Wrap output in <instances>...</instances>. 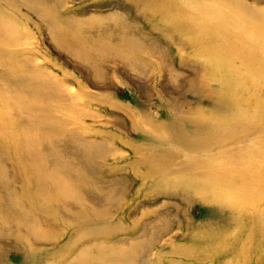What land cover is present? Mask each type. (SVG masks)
<instances>
[{
  "label": "rangeland",
  "instance_id": "374dc122",
  "mask_svg": "<svg viewBox=\"0 0 264 264\" xmlns=\"http://www.w3.org/2000/svg\"><path fill=\"white\" fill-rule=\"evenodd\" d=\"M0 264H264V0H0Z\"/></svg>",
  "mask_w": 264,
  "mask_h": 264
},
{
  "label": "bare ground",
  "instance_id": "6f19581e",
  "mask_svg": "<svg viewBox=\"0 0 264 264\" xmlns=\"http://www.w3.org/2000/svg\"><path fill=\"white\" fill-rule=\"evenodd\" d=\"M256 41H258V39H256ZM254 125H255V124H254ZM253 165H254V164H253ZM246 174H247V173H246ZM248 176H249V175H248ZM234 210H235V209H234ZM234 210H233V211H234ZM235 211H236V210H235ZM239 212H240V211H239Z\"/></svg>",
  "mask_w": 264,
  "mask_h": 264
}]
</instances>
